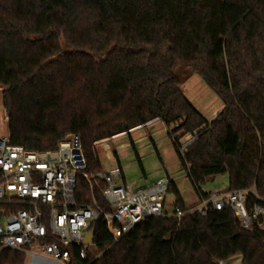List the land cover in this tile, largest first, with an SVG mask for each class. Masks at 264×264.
<instances>
[{"label":"trees","instance_id":"16d2710c","mask_svg":"<svg viewBox=\"0 0 264 264\" xmlns=\"http://www.w3.org/2000/svg\"><path fill=\"white\" fill-rule=\"evenodd\" d=\"M191 74L222 104L212 120L183 93ZM0 87L11 144L48 150L77 134L94 173L96 142L157 120L193 186L227 174V190L264 204V0H0ZM90 195L79 179L77 203ZM91 230L85 260L71 245L67 264H264V227L228 208L150 218L117 242L101 220ZM0 264L24 255L2 249Z\"/></svg>","mask_w":264,"mask_h":264},{"label":"built area","instance_id":"2783aa9c","mask_svg":"<svg viewBox=\"0 0 264 264\" xmlns=\"http://www.w3.org/2000/svg\"><path fill=\"white\" fill-rule=\"evenodd\" d=\"M0 125L6 127V119ZM195 134L179 148L181 156ZM116 162L107 171L87 173L77 134L66 136L48 150H28L11 144L8 133L0 134V250L21 252L24 264H67V247L71 245L80 247L78 256L85 260L84 236L99 220L117 242L150 218L179 221L193 213L205 216L210 207L215 211L228 208L246 230L253 223L264 227V204L255 201L249 205L250 196L258 200L254 189L206 193L194 206L185 210L174 206L168 215L165 195L172 184L169 176L134 189L124 182L123 169ZM79 179L89 187V202L78 204L75 199ZM95 192L102 205L96 201Z\"/></svg>","mask_w":264,"mask_h":264},{"label":"rangeland","instance_id":"374dc122","mask_svg":"<svg viewBox=\"0 0 264 264\" xmlns=\"http://www.w3.org/2000/svg\"><path fill=\"white\" fill-rule=\"evenodd\" d=\"M181 88L184 95L207 120H212L222 109L219 99L198 75L191 74ZM4 119H6V127L0 125V134L7 133V117L0 87V121ZM167 132L162 122L154 120L142 127L132 129L128 135L122 133L96 142L101 169L107 171L118 161L123 169L124 182L134 189L148 187L157 179L167 175L187 208L198 202V190L202 193H210L228 188L227 174L193 186L187 172L180 164ZM190 139V135L180 137L179 148ZM174 201L173 191H168L165 195V211L168 215L173 212ZM222 264H240V258L235 256Z\"/></svg>","mask_w":264,"mask_h":264},{"label":"water","instance_id":"95a60500","mask_svg":"<svg viewBox=\"0 0 264 264\" xmlns=\"http://www.w3.org/2000/svg\"><path fill=\"white\" fill-rule=\"evenodd\" d=\"M92 241H93V231L90 230V231H88V232L85 234L83 242H84V244H86V245H90V244H92Z\"/></svg>","mask_w":264,"mask_h":264}]
</instances>
